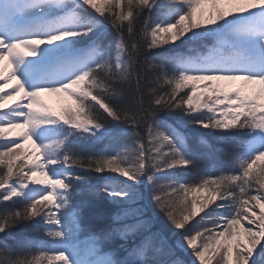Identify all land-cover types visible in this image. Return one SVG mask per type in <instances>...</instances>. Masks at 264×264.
<instances>
[{"label": "snow or ice", "instance_id": "6c2138e0", "mask_svg": "<svg viewBox=\"0 0 264 264\" xmlns=\"http://www.w3.org/2000/svg\"><path fill=\"white\" fill-rule=\"evenodd\" d=\"M0 264H264V0H0Z\"/></svg>", "mask_w": 264, "mask_h": 264}, {"label": "trees", "instance_id": "16d2710c", "mask_svg": "<svg viewBox=\"0 0 264 264\" xmlns=\"http://www.w3.org/2000/svg\"><path fill=\"white\" fill-rule=\"evenodd\" d=\"M204 139L208 140V142L211 143V144H218L219 143V141L216 140L215 137H211V136L205 135ZM106 211L107 210L104 207L93 206L88 211L89 223L92 224L94 227H106L107 224L109 223L107 215H106ZM161 226L162 225L159 222L156 225V228H160ZM18 231H24V232H26V233H28L30 235H35L34 233L31 232L30 228H25V229L18 230ZM120 243H121V241L119 239L114 240L113 242H111L106 247V251L115 252L118 249Z\"/></svg>", "mask_w": 264, "mask_h": 264}, {"label": "rangeland", "instance_id": "374dc122", "mask_svg": "<svg viewBox=\"0 0 264 264\" xmlns=\"http://www.w3.org/2000/svg\"><path fill=\"white\" fill-rule=\"evenodd\" d=\"M205 10H207L210 5H204L203 6ZM44 100L46 103H48L51 107L55 108V109H59L62 105V100L54 95H50V94H44ZM25 147H30V145L26 144ZM160 223L161 225L164 224V217L161 216L160 217ZM180 255L182 256V258L186 261H190L192 258L188 255H185L184 253H180Z\"/></svg>", "mask_w": 264, "mask_h": 264}]
</instances>
